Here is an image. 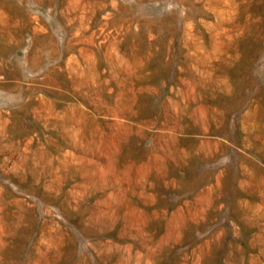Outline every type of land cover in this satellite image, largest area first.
<instances>
[{
    "label": "rangeland",
    "instance_id": "obj_1",
    "mask_svg": "<svg viewBox=\"0 0 264 264\" xmlns=\"http://www.w3.org/2000/svg\"><path fill=\"white\" fill-rule=\"evenodd\" d=\"M0 264H264V0H0Z\"/></svg>",
    "mask_w": 264,
    "mask_h": 264
}]
</instances>
